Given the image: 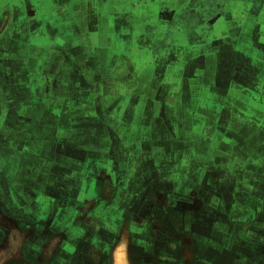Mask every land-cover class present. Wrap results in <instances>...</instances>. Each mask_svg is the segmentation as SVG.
<instances>
[{
	"label": "rangeland",
	"instance_id": "374dc122",
	"mask_svg": "<svg viewBox=\"0 0 264 264\" xmlns=\"http://www.w3.org/2000/svg\"><path fill=\"white\" fill-rule=\"evenodd\" d=\"M54 1L10 0L14 24L0 29V264H52L59 243L65 250L53 257L61 264H134L124 226L152 211L162 226L185 216L186 260L264 258V27L251 24V38L215 41L213 70L193 56L211 48L209 38L155 40L149 51L165 55L139 77L154 69L164 84L130 101L135 92L121 90L129 79L113 71V51L96 45L95 28L60 38L69 28L41 20L53 16ZM251 1L252 17L261 13L264 22V0ZM108 19L129 53L136 39L122 37L128 19ZM13 149L30 154L8 171L4 157ZM258 231L261 238L251 233Z\"/></svg>",
	"mask_w": 264,
	"mask_h": 264
},
{
	"label": "crops",
	"instance_id": "0c3cea01",
	"mask_svg": "<svg viewBox=\"0 0 264 264\" xmlns=\"http://www.w3.org/2000/svg\"><path fill=\"white\" fill-rule=\"evenodd\" d=\"M54 2L56 3L55 5L52 4L55 10V13H52L53 16L47 19H40L43 21L51 20L49 23L52 25H50L52 30L60 24L64 25L62 27L69 28V31L67 29L60 38L68 34L67 36L74 39V34L71 33L75 27L90 28L91 26L95 28L97 32L94 34V38H97L96 45L103 49L107 48L113 51V57L111 59V63H115L113 71L120 75H126L129 79L124 89L121 90L135 92L130 101L135 98L134 96H138L140 91L139 87L141 86V89L144 87L141 83L145 81V78L139 77V74L144 69H149V64L153 67L156 61H158V58L165 55L166 50L163 48L159 49L157 56L152 51H149V46L155 45V40L158 44L164 46L166 42L182 45L184 44V38H209V43L212 44L211 48L203 51L201 53L202 55H200V51L198 55V51L196 52V48H194L195 52H193V56L195 58L201 57L206 59L208 69L213 70V66L215 67L217 61H219V54L216 51L217 43H214L215 41L220 38H232L235 36L233 35L234 33H238L236 38H251V24L252 27L258 25L264 27V22L261 19L263 14L260 13L257 20H255V17H252L254 15L251 14L250 10L254 7L255 2L251 0H141V4L143 5H138L139 0H72V5L73 3L81 4L82 11L80 13L83 15L81 21L75 22L73 25L66 21L64 19L65 17H59L58 15L65 12L72 15L75 13V5L72 7L67 6L68 0H55ZM92 2L97 4L96 8L91 6ZM0 3V6L4 5L3 7L1 6L2 9L0 10L1 29L7 25L14 24V21L10 19V13H14V10L10 9V0H1ZM106 3L109 7L104 9ZM262 10H264V7ZM103 11L105 14H101ZM108 13H113L116 19L119 20L120 25H122L121 23L124 20L128 19L129 24L127 27L131 28L122 25L121 33L123 38L130 35L131 38L136 39L132 43L129 53L124 51V46H126L124 41L122 42V40L118 39L117 41L113 40V38H116L114 31L116 22L111 25L108 19ZM90 15H92V21ZM93 15H95L97 20L93 18ZM102 16H106L103 18L104 20L101 19ZM43 26L42 28H44ZM202 28H212V30L203 34ZM109 32L110 37L108 35ZM1 33L2 30L0 32V38H3ZM82 33V36H86L83 31ZM138 38H151L152 41L146 42L144 46H139L137 42ZM87 50L88 46L85 49L83 47V53H86ZM85 53L84 55L87 56L88 53ZM182 59L183 65L180 66L178 62L179 68L186 66L183 55L179 60ZM125 60L126 62L124 63ZM149 74H146L149 76V81L156 84H164L163 79L159 80L154 69ZM166 75L170 76L169 74ZM173 76H180L184 79L183 75L175 74ZM125 83L126 81L122 85ZM144 105L148 107V103L144 102Z\"/></svg>",
	"mask_w": 264,
	"mask_h": 264
},
{
	"label": "flooded vegetation",
	"instance_id": "af4514ba",
	"mask_svg": "<svg viewBox=\"0 0 264 264\" xmlns=\"http://www.w3.org/2000/svg\"><path fill=\"white\" fill-rule=\"evenodd\" d=\"M73 5H75V7L77 9V10L74 9V12H75V13H73L74 16H72L73 14L70 15L66 12L63 13V15L61 14L63 17H65L64 19L66 21H68L70 24L72 23V25L75 22L76 23L80 22L82 19V16H83L80 13L82 11L81 4H74L73 3ZM73 5H72V0H68L67 6L72 7ZM138 5H143V4H141V0H139ZM144 6H146V4H144ZM104 7H105L104 9H107L109 7V5L106 3ZM101 14H105L104 11ZM90 16L92 17V15H90ZM87 17H88V14H87ZM104 17H106V16H102L101 19H103ZM93 18L97 20L95 15H93ZM84 37L85 36L81 35L80 38H84ZM170 76L172 77L173 75H170ZM165 77H167V76L165 75ZM143 78H145V81L142 82L141 84L144 85V87H143L144 89L140 90L139 92L141 94L145 95L146 94L145 92H148V90L153 92V89H155V92H154V96H155L158 93V91L161 89L163 84H159V85L157 84L156 85L155 83L148 81L149 80L148 75L143 76ZM155 86H156V88H155ZM175 87H177V85H176V83H173L172 91L177 90ZM182 88L184 89L185 86L183 85ZM183 89L180 88L178 90L177 94L179 92H184ZM148 94L149 93H147L146 95H148ZM167 99H169V98H167ZM135 101H137L138 103L142 102L140 100H135ZM148 101L150 103H152V101L150 99ZM148 101H146V102H148ZM153 101L155 103H157L154 100V98H153ZM168 104H170V103H168ZM126 108H127V104H126ZM126 108H125V110H126ZM13 146H15V144ZM5 147H9V146H5ZM0 151L3 153L6 151V148L3 149V151L2 150H0ZM30 151L33 152L32 154L34 156L36 155L35 148L32 147V149ZM30 151L29 150H27V151L23 150L21 153L16 152L14 149L12 151H9L8 154L6 155V157H4L6 160V163H5L6 170H8V171L12 170L11 168L13 166H15L16 163H20V160H25V157L28 156V154H30ZM12 163H13V165H12ZM2 170H3V168H2ZM9 195H11V194L9 193ZM35 195H36V193H35ZM161 197L163 199H166V196L164 195V191L162 192ZM162 198H161V201H162ZM167 198H168V196H167ZM37 202L38 201L33 200V202L30 204V207L33 208L34 204H36ZM19 209H21L20 210L21 212L19 211V213L26 214L27 211L23 207H20ZM152 213H153V211L150 214H146V215H142V214L137 215V216L134 215L133 218L131 219L132 220L131 223H128L127 226L122 225L124 227H127V229L131 230L133 233L131 235V237L129 236L130 244H131L130 253H131L132 263H134V264H201V262H200L201 260L199 258H193L192 260H186L187 254H185V252H187V250H186L185 242H184L185 229L184 228L182 229L183 225L185 224V216L184 215L179 216L177 214H175L177 217L171 216L169 218V216H168L167 217V225L162 226L163 221H160V219L157 218L156 216L152 215ZM123 214H124V212H120L117 215V218H118L119 222L121 221V224H122V222H124V218H125V215H123ZM86 217H88V216H86ZM114 217H115V215H114ZM55 219H56V217H55ZM260 232L261 231H258L257 233H253V232H251V233L254 235H259V238H261ZM30 233H33V232H30ZM61 233H62L61 239H62V243H63L62 245H64V247L65 246L67 247L69 234H68V232L63 233L62 231L59 234H61ZM248 235H249V233H248ZM50 238H52V237H49L48 239H50ZM48 239H47V241H48ZM55 242L58 243V238H57V240H55ZM60 247H61V244L59 243L58 246L55 247V249L52 250V248H51L52 254L54 255L55 251L59 250ZM190 248L191 247H189V250H188L189 252L191 251ZM64 250L65 249L61 248V250H59V252L56 251V254L59 253L61 255V253ZM245 252L246 251H244L243 254H245ZM246 253L249 254V252H246ZM229 254H230V256H233V255H231V254H233V252L228 251V253L226 255L229 256ZM53 255H52V258L50 259L52 264H61V263H58V260L56 258L58 255L57 256L55 255L54 257H53ZM263 255H264V251H263ZM238 256H237V258H238ZM261 256H262V254H261ZM242 257H243V259H245L244 255H242ZM160 258H162V259H160ZM231 258H233V257H231ZM243 259H242V262L240 260V262H241L240 264H244ZM53 261H54V263H53ZM42 263H44V262H42ZM42 263L37 262V264H42ZM253 263L254 264H256V263L257 264H263L264 258H260L258 260H255V261H253Z\"/></svg>",
	"mask_w": 264,
	"mask_h": 264
}]
</instances>
